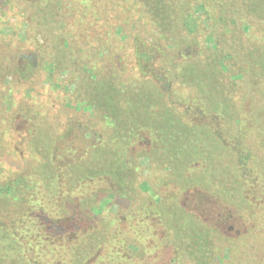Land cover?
<instances>
[{
	"label": "trees",
	"instance_id": "1",
	"mask_svg": "<svg viewBox=\"0 0 264 264\" xmlns=\"http://www.w3.org/2000/svg\"><path fill=\"white\" fill-rule=\"evenodd\" d=\"M9 1L0 0L2 11L9 7ZM134 1L136 5L128 4L123 8L133 15L121 23L116 22L117 26L135 32L127 45L128 56L136 70L129 78L125 77L123 66L128 58L122 52L126 44L121 48L122 43L117 38L112 43V19L109 26V18L105 21L106 32H96L89 39H82L84 42L78 51L84 55L77 57L73 44L77 38L74 36L69 40L76 28L62 22L60 14L58 22L63 29H71L68 37L62 39L65 46L61 56L52 62V69L55 65L57 69L73 68L78 72L77 67L81 64L85 70L96 71L90 76L80 72L76 76L81 88L75 92L76 99L87 102L92 114L83 119L69 118L60 133L45 137L41 131L34 142L37 144L35 151L42 159L33 178L29 177L31 172L25 170L9 184L1 185L0 192L28 193V198L22 197L20 202L27 205L34 201L36 206L37 201V216L43 223L60 224L58 228L63 234H82L83 245L90 248L109 243L115 257L124 252L128 261L125 264H146L149 260L146 255L130 252L132 246L136 247L141 241L136 228L128 229V223L139 226L137 230H142L145 225L153 230L156 227L155 233L158 230L163 233L162 239L153 238L156 245L167 235L186 241L183 233L187 226L179 223L186 215L197 221L179 203L188 191L199 189L210 194L215 190L214 197L233 206L234 188H242L244 206L240 211L245 212L252 210L257 199L264 200V156L257 152L264 151V109L256 112L251 110L252 107H245L241 112H251V116L239 114L237 126L228 125L223 129L222 118L214 114L229 109L226 103L224 107L217 104L220 101L219 96L215 99V93L220 91L223 83L222 61L226 57L220 44L227 41V34L234 37L239 31L234 18L226 19L223 11H217L215 3L209 0ZM224 4L227 7V0ZM227 15L231 17L229 13ZM80 20L76 18L75 22L79 24ZM133 23L137 30H132ZM141 24L150 27L148 37L138 31ZM94 26L97 31L103 27L100 24ZM258 31L263 32L264 27H258ZM212 42L219 45V50L208 46ZM259 44L264 52V38ZM116 45L121 49L114 52ZM104 52L108 53L102 56V61L95 58V54ZM86 56L94 60L91 62ZM180 59L189 61L180 63ZM180 85L186 89L184 94L178 89ZM252 112L257 115L252 116ZM36 118L29 114L26 117L32 123ZM221 149L226 152V158L232 155L236 161L234 165L230 161L229 169L225 167L226 194L216 188L223 185V175L210 178V170L215 169L217 163L213 152ZM144 158L148 159L152 176L154 171L160 173L157 188H152L144 179ZM188 171L191 176L187 175ZM224 171L223 168L221 174ZM171 175L181 180L176 187L170 180ZM37 177L44 178L42 188L49 192L46 196L50 197L45 202H39L37 198L36 189L40 184ZM168 181L171 187L167 186ZM146 192L159 197L156 201L145 199L134 215L117 214L115 219L120 226L115 225L116 220L103 216L104 205L122 206L126 200L140 199V194ZM114 227L117 229L112 233ZM196 230L200 237V226ZM178 244L181 247L178 253L174 251L176 264H180V250L184 247H188L195 257L209 253L201 244ZM211 253V263H220L223 253L215 247Z\"/></svg>",
	"mask_w": 264,
	"mask_h": 264
},
{
	"label": "rangeland",
	"instance_id": "2",
	"mask_svg": "<svg viewBox=\"0 0 264 264\" xmlns=\"http://www.w3.org/2000/svg\"><path fill=\"white\" fill-rule=\"evenodd\" d=\"M209 2H214L216 10L223 11L226 19L234 18L239 30L234 37L232 34H227V41H222L223 43L220 44L226 57L222 61L221 80L223 81L221 82L223 83L220 85V91L215 93V99L217 100L219 96L220 102L217 104L224 107L226 103L229 109L214 114L222 118L223 129L228 125L237 126L239 114L251 116V112H241L245 107L248 109L252 107L251 110L256 112L264 109V52L259 44L261 38H264V31L257 32L258 27H264V0H227V7L224 4L225 0H209ZM128 4L133 6L136 2L134 0H10L9 7L5 8V11L0 7V186L9 184L25 170L31 172L32 176L29 177L33 178L39 160L42 159L35 151L37 144L34 142L41 131V135L48 137L51 133L62 132L69 118L83 119L92 114L87 102L76 99L75 92L78 88L81 89L76 76L79 72L90 76L96 71L87 68L85 70L81 64L79 68L77 67L78 72L73 68L57 69L55 65L52 69V62L61 56L65 46L62 39L68 37L71 29H63V25L58 22L60 14L63 16L60 18L62 22L76 28L69 40L74 36L78 39L73 41L77 57L84 55L78 51L79 45L84 42L82 39H89L96 32L108 30L105 22L108 18V26L111 19L114 23L112 43L115 42L114 38H117L122 43L121 48L126 44L122 52L128 56L130 50L127 45L131 43L130 38L135 32L129 31L122 25H116V22L121 23V20L133 15L128 13L127 8L123 9ZM227 13L231 14V17ZM76 18H81L80 25L75 22ZM134 18L137 19L138 16L135 15ZM91 24V29H87ZM99 24L103 27L97 31L94 25ZM133 29H136L134 23ZM138 29L143 37H148L150 34V27L145 28L141 24ZM208 46L213 50H219V45L216 46L213 42ZM120 47L118 49L116 45L113 51H119ZM107 53H97L95 58L102 61V56ZM85 58L91 62L94 60L89 56ZM180 60V63L189 61V59ZM123 66L126 69L125 77H131L135 67L129 56ZM178 89L183 94L186 91L181 85ZM28 114L37 116L34 123L26 119ZM256 115L252 112V116ZM252 129V132H255V129ZM231 132L235 131L226 133ZM257 148L258 144L255 149ZM257 152L264 156V151ZM225 154L222 149L213 152L217 163L216 168L210 170V178L223 175V185H217L216 188L220 193L226 194L228 178L225 167L229 169L230 161L233 165L236 161L234 156L226 158ZM142 161L144 179L149 181L152 188H157L160 173L154 171L152 176L148 159L144 158ZM223 168L225 171L221 174ZM187 175L192 174L188 171ZM37 179L40 183L36 189L38 201L45 202L50 197L46 196L49 193L48 189L42 188L43 177ZM170 180L174 182V187L181 182L172 175ZM168 182L167 186L171 187V182ZM236 188H234L233 206L214 197L215 190L213 193L209 191L212 196L200 192L199 189L188 191L182 196L180 206H183L188 214L194 215L198 221L195 222L190 216H183L179 225L185 223L187 226V231L183 233L186 241L183 238H172L167 235L159 245H156L153 243V238L162 239L163 233L159 230L155 233V226L154 230L148 229V225L142 230H137L139 226L134 227L128 223L130 226L128 229L136 228L138 240L141 241L136 247L132 246L130 252L146 255L149 259L146 264H176L177 257L174 251L178 253L181 247L178 243L185 246L201 244L202 249H208L209 257L208 255L195 257L189 253L188 247H184L180 250L182 253L180 264H212L211 252L214 251V247L215 250L223 253L221 262L214 264H264V200L255 197L257 200L255 205L252 204V210L240 211L244 206L242 188L238 190ZM23 193L0 192V264L123 262L125 264L128 262L124 252L119 253V257L117 255L115 257L112 253L113 247L109 243L102 244L98 248L95 244L90 248L83 245L82 234H63L58 228L60 224L49 221L43 223L37 216L38 202L36 201V206L34 201L22 205L20 200L28 196V193ZM140 195V199L136 197L134 200H126L122 206L104 205L103 216L114 221L120 213L134 215L145 199L152 198L156 201L159 197L148 192ZM169 217L168 215L167 218L170 219ZM114 223L117 227L120 226L117 220ZM123 225L126 226L127 223ZM211 225L219 230L213 229ZM197 226L202 230L201 238L199 230H196ZM117 227L111 230L112 233ZM64 228L67 226L65 225Z\"/></svg>",
	"mask_w": 264,
	"mask_h": 264
}]
</instances>
